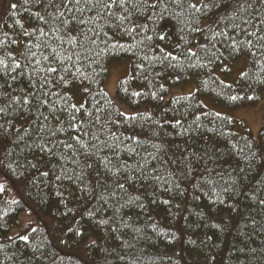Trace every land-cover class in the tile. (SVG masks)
<instances>
[{
    "label": "trees",
    "instance_id": "trees-1",
    "mask_svg": "<svg viewBox=\"0 0 264 264\" xmlns=\"http://www.w3.org/2000/svg\"><path fill=\"white\" fill-rule=\"evenodd\" d=\"M0 62V264H264V113L203 102L263 100L264 0H5Z\"/></svg>",
    "mask_w": 264,
    "mask_h": 264
},
{
    "label": "rangeland",
    "instance_id": "rangeland-1",
    "mask_svg": "<svg viewBox=\"0 0 264 264\" xmlns=\"http://www.w3.org/2000/svg\"><path fill=\"white\" fill-rule=\"evenodd\" d=\"M5 0H0V21L2 19L3 9H4ZM245 67V59H239L234 66H232V76L235 78ZM129 72V63L126 60L117 61L111 64L109 68V75L106 79L105 89L107 92L113 96L116 100V86L118 80L127 75ZM196 89L195 80L192 77L187 83L174 86L173 89L165 96V99L171 95H178L182 93H192ZM118 106L125 113H133L135 110L127 106L126 104L116 100ZM204 104L212 109H215L219 112H226L231 116L245 120L246 123L251 127L255 137H258L260 129L263 123V113H264V95L263 100L254 106H243L236 109L228 110L221 105H217L210 97L203 98ZM32 217L27 213L23 214L16 225L11 230V234H24L26 231V223L30 221ZM25 234L24 236H26Z\"/></svg>",
    "mask_w": 264,
    "mask_h": 264
},
{
    "label": "snow or ice",
    "instance_id": "snow-or-ice-1",
    "mask_svg": "<svg viewBox=\"0 0 264 264\" xmlns=\"http://www.w3.org/2000/svg\"><path fill=\"white\" fill-rule=\"evenodd\" d=\"M203 6H204V7H208L209 5L204 4ZM11 7H12V8H15L16 5H15V4H12ZM190 7H192L193 9H196L197 11L199 10L196 4H191ZM163 38H164V37L162 36L161 39H163ZM0 63H2V62H0ZM50 71L55 72L56 69L53 68V69H50ZM7 167H8V168H11V165H7ZM45 175H46V173H45ZM119 187L123 188L124 185L121 184V185H119ZM3 189H4V185H3V184H0V191H3ZM164 203H168V201H165ZM261 203H264V201H262ZM22 239L27 240L28 237H27V236H24V237H22Z\"/></svg>",
    "mask_w": 264,
    "mask_h": 264
}]
</instances>
